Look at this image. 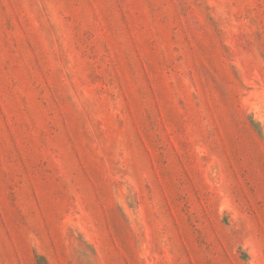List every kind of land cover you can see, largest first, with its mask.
Instances as JSON below:
<instances>
[{
    "label": "rangeland",
    "instance_id": "obj_1",
    "mask_svg": "<svg viewBox=\"0 0 264 264\" xmlns=\"http://www.w3.org/2000/svg\"><path fill=\"white\" fill-rule=\"evenodd\" d=\"M0 264H264V0H0Z\"/></svg>",
    "mask_w": 264,
    "mask_h": 264
}]
</instances>
